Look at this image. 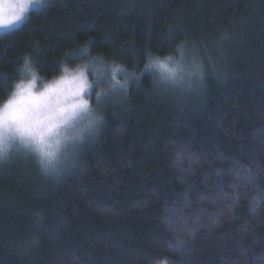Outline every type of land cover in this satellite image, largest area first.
<instances>
[{"label": "trees", "instance_id": "1", "mask_svg": "<svg viewBox=\"0 0 264 264\" xmlns=\"http://www.w3.org/2000/svg\"><path fill=\"white\" fill-rule=\"evenodd\" d=\"M184 40L204 88L145 76L58 181L0 167V264H264V0H49L0 34V71L36 45L47 72L82 41L131 66Z\"/></svg>", "mask_w": 264, "mask_h": 264}, {"label": "clouds", "instance_id": "2", "mask_svg": "<svg viewBox=\"0 0 264 264\" xmlns=\"http://www.w3.org/2000/svg\"><path fill=\"white\" fill-rule=\"evenodd\" d=\"M49 0H13L0 14V34L23 23L33 9ZM39 46L25 52L0 91V167L18 159H31L46 179L59 178L77 166L85 144L95 142L106 123L109 102L127 100L129 89L145 76L160 91L180 94L205 87L208 65L201 53L181 41L161 54L146 50L142 62L93 51L91 41L65 50L54 70L45 71L37 55Z\"/></svg>", "mask_w": 264, "mask_h": 264}, {"label": "snow or ice", "instance_id": "3", "mask_svg": "<svg viewBox=\"0 0 264 264\" xmlns=\"http://www.w3.org/2000/svg\"><path fill=\"white\" fill-rule=\"evenodd\" d=\"M12 4H13V0H7V2L4 3L2 6V10H0V14H3V12L7 10V7L11 6Z\"/></svg>", "mask_w": 264, "mask_h": 264}, {"label": "rangeland", "instance_id": "4", "mask_svg": "<svg viewBox=\"0 0 264 264\" xmlns=\"http://www.w3.org/2000/svg\"><path fill=\"white\" fill-rule=\"evenodd\" d=\"M7 2V0H0V10H2V6H3V4L4 3H6ZM17 26V25H16ZM15 26V27H16Z\"/></svg>", "mask_w": 264, "mask_h": 264}]
</instances>
